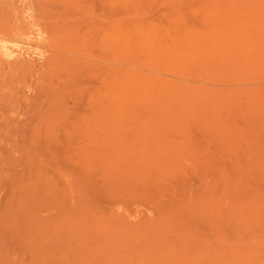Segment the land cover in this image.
I'll return each instance as SVG.
<instances>
[{
	"label": "rangeland",
	"instance_id": "374dc122",
	"mask_svg": "<svg viewBox=\"0 0 264 264\" xmlns=\"http://www.w3.org/2000/svg\"><path fill=\"white\" fill-rule=\"evenodd\" d=\"M0 264H264V0H0Z\"/></svg>",
	"mask_w": 264,
	"mask_h": 264
}]
</instances>
